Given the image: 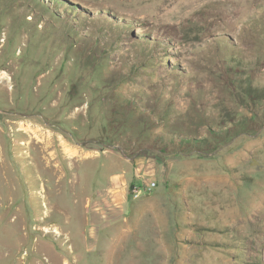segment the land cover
Returning <instances> with one entry per match:
<instances>
[{"label":"rangeland","instance_id":"rangeland-1","mask_svg":"<svg viewBox=\"0 0 264 264\" xmlns=\"http://www.w3.org/2000/svg\"><path fill=\"white\" fill-rule=\"evenodd\" d=\"M0 77V264H264V0H0Z\"/></svg>","mask_w":264,"mask_h":264},{"label":"trees","instance_id":"trees-1","mask_svg":"<svg viewBox=\"0 0 264 264\" xmlns=\"http://www.w3.org/2000/svg\"><path fill=\"white\" fill-rule=\"evenodd\" d=\"M186 141H187V143H189L191 140H186ZM177 150H178V149H176L175 153H176V152H180V151H177Z\"/></svg>","mask_w":264,"mask_h":264},{"label":"bare ground","instance_id":"bare-ground-1","mask_svg":"<svg viewBox=\"0 0 264 264\" xmlns=\"http://www.w3.org/2000/svg\"><path fill=\"white\" fill-rule=\"evenodd\" d=\"M3 75H5L4 73H3ZM5 77H7V76H5ZM5 77H0L1 79H4ZM72 161V160H71Z\"/></svg>","mask_w":264,"mask_h":264}]
</instances>
